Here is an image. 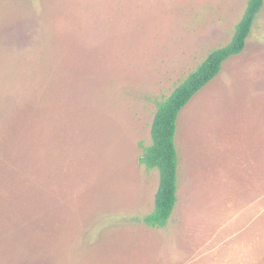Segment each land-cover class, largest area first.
I'll return each instance as SVG.
<instances>
[{"label":"rangeland","instance_id":"374dc122","mask_svg":"<svg viewBox=\"0 0 264 264\" xmlns=\"http://www.w3.org/2000/svg\"><path fill=\"white\" fill-rule=\"evenodd\" d=\"M248 1L0 0V264H264V6L179 115L162 229L140 163Z\"/></svg>","mask_w":264,"mask_h":264},{"label":"trees","instance_id":"16d2710c","mask_svg":"<svg viewBox=\"0 0 264 264\" xmlns=\"http://www.w3.org/2000/svg\"><path fill=\"white\" fill-rule=\"evenodd\" d=\"M263 6L264 0H249L231 42L213 51L166 100L158 104L151 126V144L143 147L140 158L141 165L159 172L154 210L144 218L147 226L153 229L167 226L178 202L179 157L175 139L181 111L220 74L228 59L244 51Z\"/></svg>","mask_w":264,"mask_h":264}]
</instances>
